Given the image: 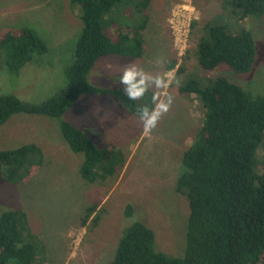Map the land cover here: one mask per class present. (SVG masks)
I'll list each match as a JSON object with an SVG mask.
<instances>
[{
	"label": "trees",
	"instance_id": "16d2710c",
	"mask_svg": "<svg viewBox=\"0 0 264 264\" xmlns=\"http://www.w3.org/2000/svg\"><path fill=\"white\" fill-rule=\"evenodd\" d=\"M154 1L66 0L71 12L78 8L80 22L65 69L66 87L40 104L0 94V125L18 113L59 119L83 95L111 96L137 117L138 106L150 101L151 92L144 101L133 102L119 82H111L114 77L97 85L90 76L94 77L92 70L102 57L144 56ZM263 14L264 0H220L219 11L201 24L198 68L212 71L224 64L236 74L248 73L255 63L256 43L242 23ZM197 22L193 20L191 26ZM47 53L45 40L26 24L0 35V64L7 73H18L34 57ZM181 59H170L166 67H175ZM182 62L176 77L188 74ZM177 92L197 100L202 112L191 142L181 152L174 182L175 193L188 210L179 251L183 254L173 256L158 249L153 229L137 221L126 228L108 264H264V160L259 157L264 152V96L255 97L224 77L204 82L190 77ZM59 128L71 151L82 156L79 174L86 183L103 185L124 168L127 156L114 143L96 142L68 121H61ZM45 163L43 148L34 142L0 150L1 176L9 186L27 185ZM102 213L96 203L88 206L81 226L96 227ZM132 215L127 205L124 216ZM47 256L46 245L24 209L0 214V264H46Z\"/></svg>",
	"mask_w": 264,
	"mask_h": 264
},
{
	"label": "rangeland",
	"instance_id": "374dc122",
	"mask_svg": "<svg viewBox=\"0 0 264 264\" xmlns=\"http://www.w3.org/2000/svg\"><path fill=\"white\" fill-rule=\"evenodd\" d=\"M219 9L220 0H155L145 32L144 56L129 59L110 55L95 64L90 81L97 85H106L111 77L115 78L111 82H119L123 68L132 62L172 81L165 94L174 96V104L153 132H146L137 117L108 95H83L59 119L18 113L0 125V150L34 142L45 152V165L27 185L9 186L3 181L0 166V214L11 208L28 213L34 232L46 245V264H108L126 228L137 221L153 229L158 249L173 256L183 254L179 251L188 210L184 199L175 193L174 182L181 152L191 142L202 112L197 100L178 94L179 85L190 77L202 82L224 77L255 97L264 96V14L242 23L256 43L255 63L248 73L236 74L224 64L212 71L198 68L201 24ZM181 10L191 19L187 41L180 46L182 54L171 24L172 13ZM76 11L69 10L66 0H0V35L26 24L48 46L46 55L34 57L18 73H7L1 63L0 94L40 104L66 87L65 69L80 28ZM193 20L198 21L194 28ZM178 22H182L181 15ZM186 24L180 25L182 33ZM180 57L183 59L175 67H166L170 59ZM158 59L165 63L156 62ZM182 61L188 74L176 77ZM61 121L77 126L96 142L109 141L123 149L127 159L121 172L103 185L86 183L79 174L82 156L63 140ZM259 157L264 160V152ZM94 203L102 209L101 221L91 229L81 226L85 209ZM127 205L133 210L128 218L124 216Z\"/></svg>",
	"mask_w": 264,
	"mask_h": 264
},
{
	"label": "clouds",
	"instance_id": "9594fccd",
	"mask_svg": "<svg viewBox=\"0 0 264 264\" xmlns=\"http://www.w3.org/2000/svg\"><path fill=\"white\" fill-rule=\"evenodd\" d=\"M158 63H165L164 60H157ZM177 84L179 81H175ZM170 81L166 76L153 75L135 62L127 64L119 77V84L130 101H144L145 97L152 93L147 103H141L136 115L143 126V129L151 133L159 125L160 121L170 112L174 104V96L165 94L170 87ZM134 222V221H133Z\"/></svg>",
	"mask_w": 264,
	"mask_h": 264
},
{
	"label": "built area",
	"instance_id": "2783aa9c",
	"mask_svg": "<svg viewBox=\"0 0 264 264\" xmlns=\"http://www.w3.org/2000/svg\"><path fill=\"white\" fill-rule=\"evenodd\" d=\"M175 12L172 13V20H171V24H172V32H173V36H174V41L176 44H180L179 45V51H182V48L180 46H182L183 43H185L187 41V37L189 34V23H190V17L188 15H185V13H183V11H178L177 14L174 15ZM181 15L182 18V22L181 24L187 23L186 26H184L186 29L183 30V33L181 32L182 28H181V24L178 22V16ZM186 19V21H185ZM184 51V49H183ZM183 51L180 53L182 54Z\"/></svg>",
	"mask_w": 264,
	"mask_h": 264
}]
</instances>
